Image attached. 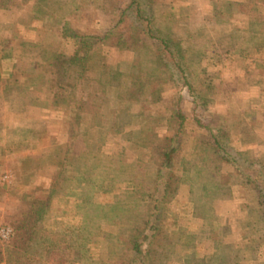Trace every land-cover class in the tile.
<instances>
[{
    "label": "trees",
    "instance_id": "trees-1",
    "mask_svg": "<svg viewBox=\"0 0 264 264\" xmlns=\"http://www.w3.org/2000/svg\"><path fill=\"white\" fill-rule=\"evenodd\" d=\"M81 1L85 6L77 0L64 1L61 5L64 17L52 37H42L43 43L22 42V55L32 58L34 66L18 72L12 59L0 58V108L5 95L11 97L13 86H33L41 75H50L52 80L60 76V82L50 89L48 104L59 119L60 129L66 132L69 139L62 166L53 173L44 192L40 195L27 193L24 196L26 199L19 200L8 219L12 236L6 245L0 239V262L5 259L7 264H112L96 246V229L104 223L134 220L137 225L130 239L129 252L114 264H148L147 253L151 246L158 244L164 233L176 230L181 224L186 226L187 235L178 243L179 250L195 254L192 249L203 242L202 238H193L195 226L207 224L204 221L198 223L197 217L205 216L206 221L210 217L202 209L192 207L196 187L190 189L185 197L190 201L188 208L178 198L181 185L180 153L184 149L185 135L189 132L188 123L191 121L206 131L210 145L222 162L232 167L229 171L231 175L243 177L253 188L251 192H246L243 185L234 186L235 206L230 213L217 219L215 230L222 228V235L231 239L228 245L245 251L252 264H264V160L244 155L240 144L233 139V128L225 118L221 122L211 119L207 110L214 102L211 95L216 93L215 82H208L205 88L194 87L191 82L192 62L185 46L186 37L174 30L173 17L165 19L158 14L160 6L168 11H178L177 6L187 3V0H117L114 16L89 17V25L84 29L77 27L71 19V14L77 13L80 8L84 9L83 14H90L88 6L91 1ZM14 2L0 0V8H8ZM236 4L243 7L242 15L214 19L218 25L215 31L218 39L214 38L213 43L217 48L223 43L227 44L223 49L228 53L233 51L231 47L237 32L242 37L252 38V34L256 36L255 26L261 24L264 27V0H236ZM184 14L189 15L188 11ZM43 23L42 20L40 24L32 26L33 32L35 29L37 34L42 32L46 28ZM131 28L136 30L138 44L143 50L141 53L158 61L164 76L144 73L143 79H139L131 74L124 56L134 44L129 32ZM102 40L107 42V49L97 47ZM34 51V54L26 55ZM236 51L239 55L242 53L240 49ZM224 58L227 59L228 55H224ZM117 84L122 85L123 100H136L142 105L137 115L129 121L135 122L134 118L141 116L138 122L142 126L133 143L135 154L147 158L150 152L157 162L156 175L150 185L124 183L115 174L111 177L112 183L106 185L105 182H97L98 178L91 175L95 174L94 169L92 172L87 170L88 161L91 160V166L95 168L94 160L100 156L93 129L89 125L87 108L100 88L107 87L105 90L110 91L111 88L116 89ZM106 97V100L110 98V93ZM251 102L246 101L244 107L252 105L254 109L264 112V100L257 102V105ZM150 105L155 108L150 110ZM113 122H110L112 130L117 126ZM242 127H245V131L250 128L252 134L256 130L253 125L245 124ZM89 137L92 140L89 141ZM143 152L146 157H143ZM72 166L75 170H72ZM74 180L77 182L69 189L73 190V195L77 194V204L85 200L84 205L77 208L80 222L76 225L74 243L69 241L65 244L67 249L73 250L74 257H58V251H62L63 247L50 238L51 230L55 229L51 223L56 220L51 222L48 219L60 189H66V185H72ZM4 185L7 186L6 183ZM125 194L127 199L123 198ZM69 195L67 193L66 199H70ZM91 205L92 210L87 208ZM240 220H243V224L245 222L247 229L242 230ZM258 224L262 233L257 234L255 225ZM212 256L203 257L205 263ZM165 264L197 263L168 259Z\"/></svg>",
    "mask_w": 264,
    "mask_h": 264
},
{
    "label": "rangeland",
    "instance_id": "rangeland-1",
    "mask_svg": "<svg viewBox=\"0 0 264 264\" xmlns=\"http://www.w3.org/2000/svg\"><path fill=\"white\" fill-rule=\"evenodd\" d=\"M64 1L15 0L12 6L0 8V58L12 59L16 63L15 70H19L18 72L34 66L35 62L32 58L22 55V46H24L22 42L27 40L43 43L42 37H52L64 17L61 13V5ZM77 1L85 6L83 1ZM90 1L88 11L91 15L83 14L82 8L77 9V13L71 14L73 23L82 29L89 25L92 18L98 19L99 16L104 15L114 16L117 0ZM94 5L98 6L94 7ZM177 8L178 11L174 9L168 11L164 6H160L158 14L160 18L173 17L174 30L186 37L185 46L188 48L189 59L192 62L191 82L194 87L205 88L208 82H215L216 93L211 95L214 102L207 110L209 116L215 122H221L223 118L227 120L233 128V139L240 144L245 156L264 160V112L254 109L252 105L244 107L246 101H252L253 105H257V102L264 100V27L261 24L255 26L256 36L252 34V38L242 37L237 32L231 47L233 51L228 53L223 49V46L226 48L227 44L223 43L217 48V45L213 43L214 38L218 39L215 37L218 25L214 19L242 15L243 7L236 4V0L211 2L187 0V3H180ZM186 11L189 15L184 14ZM89 17L91 19H87ZM42 20L46 28L38 34L36 29L33 32L32 26L40 24ZM135 31L132 28L129 29L134 44L124 55L131 74L139 79H143L144 73H150L156 77L164 76L161 64L148 54L141 53L143 50L138 44ZM97 47L107 49V42L102 40L98 42ZM239 49L242 52L240 55L236 51ZM35 52L25 53L31 55ZM224 55H228V58L225 59ZM248 64L249 67H247ZM58 78L54 77L52 80L50 75H41L33 86L15 85L11 93L12 98H7L5 95L6 98L2 100V108H0V239L5 245L10 243L12 236V226L8 219L16 209L19 200L24 201L27 193L33 195L43 193L53 173L62 166L66 143L69 139L66 132L60 129L59 119L48 104L50 89L54 86L53 84L60 82ZM115 87L118 91L114 88L110 91L105 90L107 87L100 88L87 108L89 125L93 129L95 136L93 138L100 155L94 160L95 168L91 166V160L88 161L87 170L92 172L94 169L95 174L91 175L98 178L97 182L102 181L106 185L112 183L111 177H114V174L122 178L124 183L150 185L156 175L157 162L150 152L147 158L135 154L133 143L142 126L138 122L141 116H136L135 122L129 121L137 115L142 105L136 100H123L125 96L122 93V85L117 84ZM109 93L110 98L106 100V95L108 96ZM154 108L155 106H149L150 110ZM224 115L226 116L223 117ZM111 121L117 123L114 130L110 128ZM245 124L256 126L254 134L249 132L250 128L246 127L248 131H245V127H242ZM188 128L189 132L185 135L186 143L180 153L181 185L178 198L183 202V206L188 208L190 201L185 197L190 189L196 187V198L192 207L202 209L210 217L208 221L204 220L205 216L197 217L198 223L204 221L207 224L195 226L196 232L193 238H202L203 242L192 249V253L195 254L182 253L178 243L187 234L186 226L181 224L176 230L164 233L160 237V242L151 246L147 253V262L148 264H165L168 259H173L183 263L197 264H252V260L245 251L228 245L231 239L222 235V228L215 230L217 219L221 215L230 213L235 206L234 186L243 185L246 192H251L252 184L244 181L243 177L231 175L229 171L232 167L222 162L210 145L209 136L204 129L191 121L188 123ZM156 139L158 140L159 137ZM90 140L92 138L89 137ZM145 154L143 157H146ZM70 166L71 164L68 165L69 168ZM72 170H75L74 166ZM98 171L103 174V177ZM76 182L74 180L72 185H66L68 186L66 189H60L53 212L48 219L51 222L56 220L51 223L55 229L51 230L50 238L63 247L62 251H58V257L62 255L74 257L73 250L67 249L65 244L70 243L69 241L74 243L76 225L80 222L77 208L84 205L85 201L77 204V194L73 195V190H70ZM5 183L7 186L4 185ZM67 193L71 195H69L70 199H66ZM126 197V194L123 195V198ZM87 208L92 210L93 206ZM65 209L68 210L65 211ZM134 221L104 223L101 228L96 229V246L112 264L129 252L130 239L137 225ZM242 221L240 220L241 225ZM7 227L10 229L8 238L1 232L2 228ZM246 227L248 226L244 222L242 230L247 229ZM255 227L257 234L262 233V230L258 229L259 224ZM206 255L212 256L207 263L203 258ZM0 264H7V261L3 259Z\"/></svg>",
    "mask_w": 264,
    "mask_h": 264
},
{
    "label": "built area",
    "instance_id": "built-area-1",
    "mask_svg": "<svg viewBox=\"0 0 264 264\" xmlns=\"http://www.w3.org/2000/svg\"><path fill=\"white\" fill-rule=\"evenodd\" d=\"M9 230H10L9 227H7V228H2V229H1V232L3 233L4 236H6V237L8 238V237H9V233H10Z\"/></svg>",
    "mask_w": 264,
    "mask_h": 264
}]
</instances>
